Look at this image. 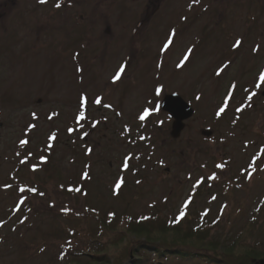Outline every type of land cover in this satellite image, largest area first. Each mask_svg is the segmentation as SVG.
<instances>
[{
    "label": "rangeland",
    "instance_id": "rangeland-1",
    "mask_svg": "<svg viewBox=\"0 0 264 264\" xmlns=\"http://www.w3.org/2000/svg\"><path fill=\"white\" fill-rule=\"evenodd\" d=\"M54 1L0 0V264H101L98 218L263 242L264 0ZM170 94L194 110L178 139ZM196 255L166 263L217 264Z\"/></svg>",
    "mask_w": 264,
    "mask_h": 264
},
{
    "label": "trees",
    "instance_id": "trees-1",
    "mask_svg": "<svg viewBox=\"0 0 264 264\" xmlns=\"http://www.w3.org/2000/svg\"><path fill=\"white\" fill-rule=\"evenodd\" d=\"M44 163L45 166L48 164L47 162ZM214 166H217V169L221 171L224 169L218 162ZM212 175L209 174L208 177L215 181L217 175L215 173ZM19 191L22 193L24 188L21 187ZM70 191L75 192L76 189L72 187ZM32 192L36 193L35 190ZM78 192L81 194L82 188ZM20 198L25 199L24 197ZM65 214L68 213L65 212ZM107 219L98 218L104 224L98 238L100 239V236L105 238L103 244L105 252L100 257L90 256L94 262L101 264H108L110 259L114 264H139L140 259L132 258V255L136 253L151 254L153 259L151 264L152 262L154 264H168L170 262H166L169 259L192 257L196 255V252L212 254V258L208 259H212L217 264H257V262L264 260V241L249 245L233 242L230 246L222 247L223 245L209 241L208 236L203 231L170 230L166 229L167 227L159 221L151 218L134 221L126 217L117 223H112L111 220L106 222ZM253 233V229L249 228L245 232V239L251 241ZM89 235L91 234L89 233ZM87 237L91 238L90 236ZM165 237L169 239H165ZM189 247L193 249H189ZM142 249L146 251L144 252ZM87 253L90 254L91 250H87Z\"/></svg>",
    "mask_w": 264,
    "mask_h": 264
},
{
    "label": "water",
    "instance_id": "water-1",
    "mask_svg": "<svg viewBox=\"0 0 264 264\" xmlns=\"http://www.w3.org/2000/svg\"><path fill=\"white\" fill-rule=\"evenodd\" d=\"M161 109L173 118L170 136L173 139H177L184 129V121L191 118L193 110L176 95L166 96L163 99ZM202 135L210 137L211 132L204 131ZM257 264H264V260L257 262Z\"/></svg>",
    "mask_w": 264,
    "mask_h": 264
},
{
    "label": "flooded vegetation",
    "instance_id": "flooded-vegetation-1",
    "mask_svg": "<svg viewBox=\"0 0 264 264\" xmlns=\"http://www.w3.org/2000/svg\"><path fill=\"white\" fill-rule=\"evenodd\" d=\"M154 1V0H153ZM160 1V2H159ZM164 0H155L153 3L154 4H159V3H161V2H163ZM165 1H167V0H165ZM230 1L231 0H211V1H209V5L211 6V5H216V4H219V6L220 7H226V5H228L229 3H230ZM199 2H198V0H194L193 1V4H198ZM152 4V0H149L148 1V4H147V2H146V5H145V9H146V11L147 12H149L150 11V9H149V5H151ZM83 14H81V17H80V20L82 21L83 20V16H82Z\"/></svg>",
    "mask_w": 264,
    "mask_h": 264
},
{
    "label": "snow or ice",
    "instance_id": "snow-or-ice-1",
    "mask_svg": "<svg viewBox=\"0 0 264 264\" xmlns=\"http://www.w3.org/2000/svg\"><path fill=\"white\" fill-rule=\"evenodd\" d=\"M40 2L41 3H45L46 0H40ZM117 79H119V76H117ZM261 79L264 80V75L261 76ZM224 110H225L224 108H221L220 112L222 113V112H224ZM147 115H148V113L145 112L143 115L140 116V120L143 121L145 119V116H147ZM81 119H83V115H81ZM21 143L23 144V143H26V142L22 141ZM77 191H79V190H77Z\"/></svg>",
    "mask_w": 264,
    "mask_h": 264
}]
</instances>
